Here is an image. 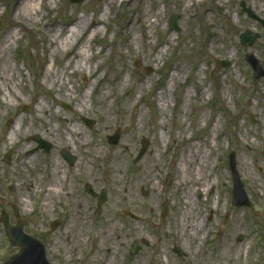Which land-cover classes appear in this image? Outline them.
Masks as SVG:
<instances>
[{
    "label": "rangeland",
    "instance_id": "1",
    "mask_svg": "<svg viewBox=\"0 0 264 264\" xmlns=\"http://www.w3.org/2000/svg\"><path fill=\"white\" fill-rule=\"evenodd\" d=\"M243 3L264 19V0H190L189 8L187 0H48V8L39 0V16L31 20L15 13L16 0H0V40L15 34L6 59L18 84L15 89L14 83L5 86L13 95L10 104L3 103L0 92V216L5 209L12 224L22 220L24 232L45 244L50 264H106L111 256L117 264H167L164 250L170 264H264V75L254 78L245 59L252 53L264 68V26L241 13ZM78 15L98 17L100 23L78 42L86 44L87 71L73 74L67 66L70 53L58 61L50 55L45 24H71ZM247 30L260 34L253 46L240 43V34ZM218 60L229 65L218 66ZM46 67L59 68L70 92L65 94L61 82L43 80ZM91 91L87 108L80 111L83 94L90 96ZM42 98L45 108L37 116L34 104ZM87 119L94 121L91 127ZM15 126L20 127L11 142L7 133ZM73 128L85 132L88 144H81ZM116 130L121 136L113 144L108 136ZM36 135L51 144L48 152L36 150ZM143 139L149 140V147L138 158ZM98 145L103 150L99 159L87 152ZM190 146L207 152L204 179L213 182L208 192L200 188L194 193L196 222L208 233L201 237L195 260L176 238L174 227L176 198L187 189L176 187L174 165ZM8 151L12 154L6 163ZM66 151L75 156L73 165L64 158ZM231 152L250 206L232 202ZM52 155L61 161L58 192L44 208V195L55 182ZM114 155L124 160L127 175L155 156L159 193L151 197L141 188L139 194L156 206L155 217L148 211L146 217L163 220V225L149 227V220L142 225L146 238L122 236L99 247V223L110 214L114 199L109 189ZM36 156L40 160L32 161ZM86 184L98 194L106 191L101 208ZM215 195L219 202L214 206ZM20 199L26 200L25 206ZM72 213L87 215L89 226L88 242L75 253L67 250L65 233ZM55 220L59 224L52 228ZM134 242L141 249L131 255ZM239 248L243 251L236 259ZM19 250L0 218V264Z\"/></svg>",
    "mask_w": 264,
    "mask_h": 264
},
{
    "label": "bare ground",
    "instance_id": "2",
    "mask_svg": "<svg viewBox=\"0 0 264 264\" xmlns=\"http://www.w3.org/2000/svg\"><path fill=\"white\" fill-rule=\"evenodd\" d=\"M39 0H16L15 13L22 15L27 19H33L34 17L39 16V10L37 7V2ZM188 1L187 8L190 7V0ZM194 1V0H191ZM197 2L202 0H196ZM41 7L48 8V0H41ZM87 8L84 10L86 13ZM100 23L98 17H93L91 20L86 15L75 16L72 23L69 24H45L46 32L51 35L49 42V53L54 57L55 61L61 60L60 57L64 56L65 53H70V57L67 59L68 65L72 66V73L87 71L88 66V55L86 52L85 42L79 44L81 36L87 34L92 30L94 26ZM72 25V26H69ZM97 31L94 30V34ZM12 39H15V34L10 32L5 37L0 40V91L2 94V99L4 104H10L13 95L10 91L6 89V85L15 84L14 89L17 87V82L15 80V73L12 71L10 64L8 63L6 57L11 46ZM76 44H79L78 47ZM157 61V58L154 59ZM67 66L64 68L66 69ZM61 73L59 68L46 67L44 69L43 80L54 85L56 82H61V86L65 88V94L70 92L68 85L62 82ZM94 90V89H93ZM6 91V92H5ZM84 93L79 105V110L84 111L88 105V98H91L92 91L90 96ZM43 98L36 102L35 110L37 116H40V110L45 108L43 103ZM103 99H101L102 101ZM140 120L143 119V114H139ZM24 119V115L21 116L20 122ZM19 122V123H20ZM16 124V123H15ZM20 126H18L19 128ZM17 126L12 127L7 133V139L11 142H14L15 137L18 133ZM78 134V140L83 146L88 144L89 139L83 130L72 129ZM163 133L164 142L167 144L168 140ZM247 147H250L249 144L245 141ZM67 144V142H66ZM26 149V147H25ZM95 151H88L93 153L94 157L99 159L103 150L98 145L95 146ZM201 149V148H200ZM117 155V154H116ZM116 155L113 157V167L111 168V178L109 189L114 195L112 200V207L110 208V214L105 217L104 220H101L99 223L98 231V246L103 247L116 243L122 236L129 239H143L146 238L144 233V226L146 222L151 221L148 225L149 227H160L163 225V220L156 221V219H149L146 217L147 211L152 214V218L155 217V207L151 203L140 198V189L147 188L151 194V197H154L159 193V186L155 182V170L158 167V162L155 159V156H152L144 167H138L136 171H132L130 175L126 174L124 170V160L118 158ZM207 152L200 151L195 149L194 146H190L185 155H183L178 163L174 165L175 168V177H176V187L187 188L181 195V197L176 198L178 202V207L174 215V227L176 238L181 240L185 247L191 250L192 260H195L199 255L201 250V237L203 234H208L207 230L203 228V223H198V215L195 213V206L197 204L196 199L194 198L195 190L203 188L204 192H208L210 188L213 187V182H206L204 179V174L207 172L208 163L204 158H206ZM205 156V157H204ZM26 158H22V162ZM40 157L36 156L32 161H39ZM144 160V159H143ZM51 162L53 163V177L55 182L49 185L46 194L43 199V207L48 208L51 204V194L58 192L55 190L56 184L58 183V177L60 175V165L61 161L56 156H51ZM176 188V189H177ZM117 200V201H116ZM21 203L25 206L26 200L20 199ZM219 202V195L214 196V206ZM130 211L134 216L124 215V211ZM130 216V217H129ZM138 216V218H137ZM87 215L81 216L73 214L70 216L68 224L65 226V233L69 236V246L68 251L75 253L77 252L83 244H86L89 240V226L86 223ZM153 222V223H152ZM196 222V223H195ZM205 237V235L203 236ZM243 249H237L233 255L236 259L240 258V254ZM166 256L167 264H170L169 254L164 250ZM117 259L115 256H111L107 260L106 264H117Z\"/></svg>",
    "mask_w": 264,
    "mask_h": 264
},
{
    "label": "water",
    "instance_id": "3",
    "mask_svg": "<svg viewBox=\"0 0 264 264\" xmlns=\"http://www.w3.org/2000/svg\"><path fill=\"white\" fill-rule=\"evenodd\" d=\"M74 3H81L84 0H71ZM243 5L242 13L245 11L248 12V14L255 18L260 20L264 24V20H261L253 11H251L250 8L245 7V3ZM174 25V24H172ZM260 37L259 33H252L250 30L245 31L241 34V44L242 45H253L257 39ZM246 60L252 65L254 70V76L256 78H260L263 74V67L261 66L258 59L255 58V56L252 53L246 54ZM219 66H228V61H218L217 62ZM88 124L90 126L93 125V120H87ZM121 136L120 130H117L113 136L109 137V141L113 144H116L119 141V138ZM37 140H39L41 146L44 147L45 150H49L50 145L46 142H43L40 140L38 136H36ZM149 147V140L143 139L142 140V148L140 150V153L138 155V158H140ZM11 154L12 152H8L5 156V161L9 162L11 160ZM65 157L69 160V162L72 164L75 160V158L69 154H64ZM230 168L233 170V184H234V190H233V201L234 204L237 206L242 205H250V201L248 200V196L245 192L244 185L240 180V177L238 175L237 169H236V159H235V153L232 152L230 154ZM172 176L168 175V183L171 182ZM91 191V188H89ZM106 199V192L103 191L101 195L98 197V205H101ZM164 212H166L167 208L166 205L164 206ZM2 222L5 226V230L7 235L9 236L11 242L14 245L21 246V250L18 254L14 255L7 264H50L45 257V247L42 242L37 240L34 237H31L24 233L23 231V222L20 221L17 225L13 226L9 223V216L8 213L3 210L2 212ZM241 239V237L239 238ZM140 249V246L137 244V242L134 243L131 249L132 254H136L138 250ZM179 255H182V252L180 249H175Z\"/></svg>",
    "mask_w": 264,
    "mask_h": 264
}]
</instances>
